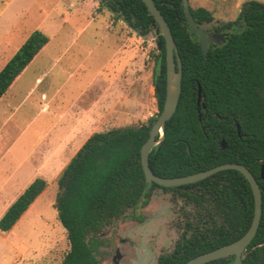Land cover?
<instances>
[{"label": "trees", "instance_id": "obj_1", "mask_svg": "<svg viewBox=\"0 0 264 264\" xmlns=\"http://www.w3.org/2000/svg\"><path fill=\"white\" fill-rule=\"evenodd\" d=\"M153 1L170 27L182 72L177 105L164 124L162 144L148 154V166L157 176L175 177L221 163L244 165L261 189L262 211L242 261L264 264V180L260 178L264 169V2L246 0L233 20L215 26L212 31L226 35L220 42L208 43L204 57L197 34L185 21L181 0ZM101 9L113 22H124L138 35L157 33L159 47L152 73L157 112L131 127L91 133L61 169L53 206L65 229L68 249L60 264H99L94 253L96 235L125 210L145 206L155 187L175 191L196 207V221L186 223L172 250L160 253L156 260V264H181L237 239L248 229L253 217L252 191L236 169H222L179 186L151 183L147 187L140 147L164 101V40L141 0H98L96 10ZM190 12L199 26L212 20L203 7L190 8ZM48 41L38 29L29 32L0 68V100ZM46 184L35 177L25 186L1 214V232L14 226ZM132 218L142 220V215ZM231 260L219 258L203 264Z\"/></svg>", "mask_w": 264, "mask_h": 264}, {"label": "rangeland", "instance_id": "obj_2", "mask_svg": "<svg viewBox=\"0 0 264 264\" xmlns=\"http://www.w3.org/2000/svg\"><path fill=\"white\" fill-rule=\"evenodd\" d=\"M187 1L190 8L203 7L212 14L210 22L200 25L212 31L233 20L246 0ZM5 2L0 0V9ZM97 7L98 0H11L4 11L8 28L15 23V31L38 29L49 37L45 53L19 78L7 100L0 103V154L4 155L5 169L17 167L15 183L33 168L31 160L44 141L58 134H48L54 117L77 94H81L79 104L87 106L103 85L100 79L113 77L123 68L127 49L137 55L132 60L136 64L132 70V94L145 98L147 117L157 112L152 83L157 33L138 35L124 22H113L105 9L97 11ZM129 69L120 73L121 78L117 76L113 88L122 86ZM141 72L146 77L144 81H140ZM136 85L142 87L141 94V89L135 90ZM41 92L45 97H40ZM45 103L48 112L41 110ZM56 180H45L47 184L37 200L9 231H0V264H60L68 242L53 206L58 192ZM13 195L0 190V214ZM138 213L143 215L141 222L132 218ZM195 215L192 201L175 191L155 187L145 206L125 210L121 218L96 235L95 256L99 264H115L113 257L118 249L117 264H156L158 255L171 251L183 235L186 223L196 221Z\"/></svg>", "mask_w": 264, "mask_h": 264}, {"label": "crops", "instance_id": "obj_3", "mask_svg": "<svg viewBox=\"0 0 264 264\" xmlns=\"http://www.w3.org/2000/svg\"><path fill=\"white\" fill-rule=\"evenodd\" d=\"M10 2L11 0H7V2L4 3V6H2L0 9V52L3 53L2 56L0 55V57H2L0 68L18 49V47L28 36L29 32L32 31H15V23L13 26L8 28V24H5L6 15L4 14V11ZM23 13L24 12H21L20 14ZM47 44L29 63L23 72L15 79V81L6 91V94L3 96V98H1L0 103L3 102L4 98L6 99L10 96V90L16 85L17 81L24 74V72L30 68L31 64H33V62L39 56H41V54L45 53ZM5 53L8 54L5 55ZM126 54H124V58L127 57V62L123 64V68H120L117 71V74H115L113 77L100 79V82H102L103 85L100 86V90L98 89V91H96V93L92 96L87 106L79 104L81 94H77L70 100L69 104L64 107L56 117H54V120L48 126L52 127L51 130L48 131V134L50 136L52 131H55L58 134L53 139H51V137L49 140L44 141L42 146L35 153L34 158L31 160L33 168L30 170V172L24 175L19 183L14 182V180H16L15 173L17 171V167H8L5 169L3 162L4 155L0 154V190L6 191L8 195L14 194L11 202L33 178L41 177L45 180L51 179L52 177L57 178L61 169L71 159V157L91 133L104 131L111 128L131 127L133 126V123L145 121L148 118L147 116L149 111L146 101H144L145 98L142 100L141 96H133L131 91L133 82L132 70L136 66L135 63L132 64V60L135 61L137 55L133 54L131 49H127ZM128 67H130L129 74L127 78L124 75L122 86H119L118 90L113 88L117 82V76L121 78L120 73L122 72L125 74ZM145 78L146 77H143L141 72L140 81H144ZM36 80L38 81L39 77H37ZM111 87L112 90L109 92ZM135 90L137 92L140 90L139 93L141 94L143 89L140 85H136ZM11 96H14V94ZM40 97H45V93L41 92ZM53 98L50 100H53ZM55 101H57L56 98ZM76 102L78 104H76ZM41 110L47 112L49 111L46 103L41 106ZM7 150L8 149L6 148L5 151ZM8 152L9 150L7 153ZM41 194L42 192L35 198L34 201H36Z\"/></svg>", "mask_w": 264, "mask_h": 264}, {"label": "water", "instance_id": "obj_4", "mask_svg": "<svg viewBox=\"0 0 264 264\" xmlns=\"http://www.w3.org/2000/svg\"><path fill=\"white\" fill-rule=\"evenodd\" d=\"M149 14L154 18V21L159 29V33L164 40L165 48V95L162 108L156 116L154 122L150 126L148 137L142 143L140 147V162L144 173V179L147 183V187L154 183L158 186L173 187L183 184L192 183L201 180L219 170L222 169H236L247 179L253 196V217L248 229L237 239L218 246L206 252L197 254L181 264H203L211 260L219 258L232 257V260L228 264H244L242 261V255L250 243L251 239L255 235L257 227L259 225L261 211H262V192L257 182V179L253 174L241 163H221L210 167L208 169L200 170L195 173L175 176V177H160L155 175L148 166V154L152 147L157 145V148L162 144L163 140V128L165 122L173 114L177 105L180 89H181V63L180 57L177 52V47L173 39L169 25L165 18L155 5L153 0H141ZM182 10L184 13L185 21L190 25L192 30L197 34L198 42L202 55H206V47L210 42H220L226 33L221 32H209L201 26L193 22V18L190 12V7L187 0H181ZM156 47H159V43L156 42ZM200 93L199 86L197 92V101H199ZM198 103V102H197ZM237 131L239 133V126L236 124ZM223 145V141H221ZM260 178L264 180V169L260 170ZM120 258L119 250L116 249L113 261L117 264Z\"/></svg>", "mask_w": 264, "mask_h": 264}, {"label": "flooded vegetation", "instance_id": "obj_5", "mask_svg": "<svg viewBox=\"0 0 264 264\" xmlns=\"http://www.w3.org/2000/svg\"><path fill=\"white\" fill-rule=\"evenodd\" d=\"M208 31V30H207ZM209 32H221V33H226V32H223V31H209ZM213 43V42H211ZM142 215V214H141ZM135 219V218H134ZM137 222H141L143 220V215H142V220H137L135 219Z\"/></svg>", "mask_w": 264, "mask_h": 264}]
</instances>
